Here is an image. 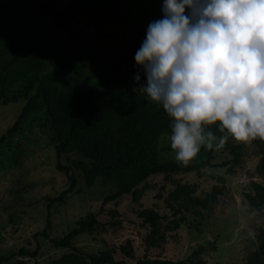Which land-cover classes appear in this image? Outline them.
Here are the masks:
<instances>
[{
    "label": "rangeland",
    "instance_id": "374dc122",
    "mask_svg": "<svg viewBox=\"0 0 264 264\" xmlns=\"http://www.w3.org/2000/svg\"><path fill=\"white\" fill-rule=\"evenodd\" d=\"M135 17L151 22L162 16V0H133ZM91 32V31H90ZM143 42L132 22L109 28L91 42L83 77L75 89L83 91L101 80L100 55L107 50H129ZM145 82V77L141 73ZM119 84L116 82L114 85ZM129 91L126 83L121 84ZM23 84L7 92V103L0 101V136L17 121L24 101ZM242 159L235 163L226 146L205 149L193 159L200 163L211 153V166L200 173L156 174L139 188L102 207L100 225L89 228L72 240L71 249L55 248L34 235L49 225L48 235L61 239L88 216L96 215L103 199L114 193V186L96 180L90 187L74 170L77 185L64 201L55 199L69 187V175L58 164L72 168L78 155H56V140L46 108L26 117L19 130L0 146V264H51L64 255L87 257L111 252L115 259H167L185 264H246L257 260V245L264 235V207L250 209L247 194L264 191L261 171L264 141L239 143ZM160 159L175 161L169 137L159 144ZM160 217L153 226L143 215ZM117 223V226H112ZM35 258L14 256L21 248Z\"/></svg>",
    "mask_w": 264,
    "mask_h": 264
},
{
    "label": "trees",
    "instance_id": "16d2710c",
    "mask_svg": "<svg viewBox=\"0 0 264 264\" xmlns=\"http://www.w3.org/2000/svg\"><path fill=\"white\" fill-rule=\"evenodd\" d=\"M128 22L134 24L144 40L149 23L135 17L133 0H0V101L6 104L7 92L17 84H23L19 99L24 101L15 124L0 136V146L19 130L28 115L43 105L51 121L57 157L81 158L72 168L58 164V169L69 175V187L55 201H64L73 193L77 185L74 170L90 187L101 180L116 188L103 199L96 215L81 220L64 237L50 238L47 223L42 232L34 235L37 242L40 237L55 248L73 250L72 240L100 225L97 216L103 206L133 194L149 177L200 173L211 166V153L200 163L160 159L159 144L163 137H169V120L162 109L133 91L139 71L134 57L140 46L102 52L99 61L104 77L87 90L75 89V81L83 77L91 42L103 37L109 28ZM116 82L119 84L114 85ZM123 83L129 86L128 92L122 89ZM140 83H144L142 74ZM230 140L223 146L238 163L242 152ZM203 150L202 147L200 152ZM261 171L264 176V159ZM246 198L250 209L264 207V191L247 194ZM143 218L145 224L152 226L160 220L152 212ZM37 253L38 246L33 252L21 248L13 257L35 258ZM257 254V260L246 264H264V235L258 242ZM87 258L90 264H185L147 258L130 263L115 259L111 252ZM82 263L84 259L72 253L51 264Z\"/></svg>",
    "mask_w": 264,
    "mask_h": 264
},
{
    "label": "clouds",
    "instance_id": "9594fccd",
    "mask_svg": "<svg viewBox=\"0 0 264 264\" xmlns=\"http://www.w3.org/2000/svg\"><path fill=\"white\" fill-rule=\"evenodd\" d=\"M161 12L136 50L133 91L167 116L175 161L264 141V0H162Z\"/></svg>",
    "mask_w": 264,
    "mask_h": 264
}]
</instances>
